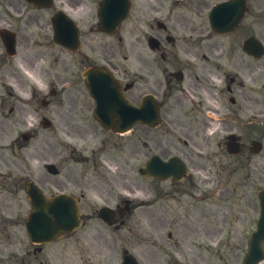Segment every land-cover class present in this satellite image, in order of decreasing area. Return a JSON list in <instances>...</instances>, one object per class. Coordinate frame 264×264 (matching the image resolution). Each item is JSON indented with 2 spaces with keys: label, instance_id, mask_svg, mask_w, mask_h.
<instances>
[{
  "label": "flooded vegetation",
  "instance_id": "flooded-vegetation-1",
  "mask_svg": "<svg viewBox=\"0 0 264 264\" xmlns=\"http://www.w3.org/2000/svg\"><path fill=\"white\" fill-rule=\"evenodd\" d=\"M247 29L250 28V25H247L246 26ZM244 33V27H241L235 34V37L238 38V37H241ZM214 50H216L215 47H213ZM238 49V47H236V45L232 44V47L230 48H227L226 49V52L229 53V54H233L234 52H236L235 50ZM242 54V51H240V55ZM239 55V56H240ZM230 65L232 67H234L235 69H238V70H241L243 71V69H246L249 74H254V72L257 70V68L259 67V63H255V62H244V59L243 57L240 56V58L238 59V61H236V59L234 57H232L231 61H230ZM202 66V63L200 62V66L196 63H190L189 64V69L190 71L188 73H191L193 74L194 76V79L195 81L197 80V78H199L197 75H195L194 73V70L197 71L199 70V68ZM227 69H230L231 71H233V73H237L239 74V71H236L235 69L231 68V67H227ZM192 78V77H191ZM198 82V81H196ZM156 82L155 81H151L150 79L146 78L143 80V87H148L149 89H154L152 85H155ZM227 87V86H226ZM229 87V86H228ZM195 89H198V88H195ZM229 91H230V87H229ZM195 94L196 91L194 92ZM211 93V92H210ZM204 99L206 101V106L208 108H212L213 110H217V106H218V102L216 99H214V96L213 95H210L209 93H204ZM227 100L230 102V103H234L235 102V99L232 95H229L227 97ZM244 101L246 102H249V103H254V102H258L260 101V98L258 95H255V94H249V95H245V94H241V100H240V104L239 105H236L235 108H238L240 106H243L244 104ZM199 109V108H198ZM195 108V110H198ZM195 110H193V116L195 117ZM41 264V263H40Z\"/></svg>",
  "mask_w": 264,
  "mask_h": 264
},
{
  "label": "rangeland",
  "instance_id": "rangeland-1",
  "mask_svg": "<svg viewBox=\"0 0 264 264\" xmlns=\"http://www.w3.org/2000/svg\"><path fill=\"white\" fill-rule=\"evenodd\" d=\"M167 218V217H166ZM162 220V219H161ZM164 221H165V218H164ZM215 232V228L214 227H211V233ZM135 250H138V247L134 248V251ZM115 254H116V257H117V260H118V256H119V251L117 250V247L114 246V251H113Z\"/></svg>",
  "mask_w": 264,
  "mask_h": 264
}]
</instances>
